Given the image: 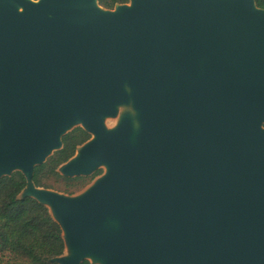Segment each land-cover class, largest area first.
<instances>
[{
	"label": "water",
	"instance_id": "95a60500",
	"mask_svg": "<svg viewBox=\"0 0 264 264\" xmlns=\"http://www.w3.org/2000/svg\"><path fill=\"white\" fill-rule=\"evenodd\" d=\"M132 106L108 130L105 120ZM129 107V106H127ZM79 125L57 172L35 169ZM21 173L56 264H264V10L255 0H0V180Z\"/></svg>",
	"mask_w": 264,
	"mask_h": 264
},
{
	"label": "trees",
	"instance_id": "16d2710c",
	"mask_svg": "<svg viewBox=\"0 0 264 264\" xmlns=\"http://www.w3.org/2000/svg\"><path fill=\"white\" fill-rule=\"evenodd\" d=\"M100 6L113 10L116 5L129 0H98ZM264 10V0H255ZM90 135L78 128L63 138V149L56 152L45 164L37 167L33 181L38 188L50 189V180L66 182V193L89 184L99 176L90 178H66L58 168L74 157L79 146L85 144ZM26 187L24 176L17 172L0 180V264H56L52 260L63 256L65 243L60 226L53 220L50 211L37 201L18 196ZM83 264H89L84 262Z\"/></svg>",
	"mask_w": 264,
	"mask_h": 264
},
{
	"label": "rangeland",
	"instance_id": "374dc122",
	"mask_svg": "<svg viewBox=\"0 0 264 264\" xmlns=\"http://www.w3.org/2000/svg\"><path fill=\"white\" fill-rule=\"evenodd\" d=\"M128 4H129V2H128ZM127 106H129V107H127ZM124 115L131 116L133 118L134 122L136 124H138L137 119H136V115L137 114H136V112H135V110H134V108L132 106V103H131L129 105H123V106L119 107L116 117H108V118H106V120H105L106 128L108 130H111V129L115 128L118 125V123L120 121V118L123 117ZM78 128H80L79 125L73 127L71 129L70 133L73 132L74 130L78 129ZM99 171L101 172V174L99 176L95 177L93 180H90L88 185H86L85 187L79 188V189L78 188L77 189H72L71 191H73V192H70V193H66L65 192L66 182L63 179H61V180H55V179L50 180L49 183L51 184L52 188L47 189V190H50V191H53V192H56V193H59V194H64V195H67V196H71V197H78V196L82 195L91 185H93V183L95 182L96 178L102 176L105 173V168L102 167L97 172H99ZM62 177H64V176H62ZM88 178H90V177H88ZM43 189H45V188H43ZM87 261L89 262V264H101L99 262L93 261L92 259H88Z\"/></svg>",
	"mask_w": 264,
	"mask_h": 264
}]
</instances>
